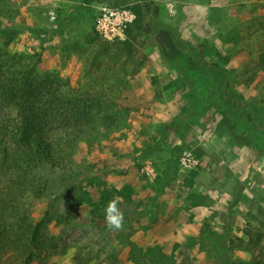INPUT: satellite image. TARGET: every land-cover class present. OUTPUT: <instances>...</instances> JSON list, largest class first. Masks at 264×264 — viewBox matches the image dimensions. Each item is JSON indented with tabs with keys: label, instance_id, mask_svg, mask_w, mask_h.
Segmentation results:
<instances>
[{
	"label": "rangeland",
	"instance_id": "rangeland-1",
	"mask_svg": "<svg viewBox=\"0 0 264 264\" xmlns=\"http://www.w3.org/2000/svg\"><path fill=\"white\" fill-rule=\"evenodd\" d=\"M110 1L0 0L4 13L11 14L4 19L23 29L13 49L34 53L44 35L41 28L59 30L47 36L52 38L45 43L39 69L59 71L82 92L115 96L126 107L125 123L112 128L93 150L81 144L78 151V180L89 196L76 220L63 229L68 248L61 264H71L80 246L94 255L117 250L127 258L131 244L174 252L183 260L186 241L192 248L183 264H264V235L257 240L264 232V150L235 144L221 127L220 107L209 99L196 101L195 85L179 78L155 39L142 35L131 51L119 43L126 32L91 41L102 6L127 7ZM155 1L160 21L177 26L186 40L206 38L209 55L240 73L238 89L247 99H263L259 104L264 105V69L250 70L260 50L258 34L264 32L254 16L264 15V0ZM253 7L255 14L250 13ZM212 15L220 19L217 24ZM217 25L235 35L236 30L244 35L246 25L257 33L224 43L215 36ZM185 151L199 159L197 166L181 165ZM125 185L133 192L120 209L122 225L114 230L105 214L94 213L87 203L99 200L104 188ZM251 238L258 243L244 247ZM215 241L223 251L216 262L211 257Z\"/></svg>",
	"mask_w": 264,
	"mask_h": 264
},
{
	"label": "trees",
	"instance_id": "trees-1",
	"mask_svg": "<svg viewBox=\"0 0 264 264\" xmlns=\"http://www.w3.org/2000/svg\"><path fill=\"white\" fill-rule=\"evenodd\" d=\"M84 1L103 3L107 0ZM109 3L125 4L136 14L126 28V38L119 40L125 50L131 51L133 41L142 35L155 39L165 59L179 72V78L195 85L196 101L209 99L220 107L221 127L235 144L264 150V105L259 104L263 99H247L238 89L240 73L209 55L206 38L200 42L182 38L176 31L177 26L159 20L155 0H111ZM4 12L0 7V264H61L68 248L63 241V229L76 220L78 208L86 203V195L89 196V191L78 180L82 168L77 161L78 151L81 144L93 150L102 144L101 139L112 128L125 123L126 107L115 96L82 92L59 71L42 72L39 64L45 43L52 38L47 36L59 30L41 28L44 35L39 49L34 53L18 51L13 46L23 29L5 20L3 16L8 13ZM250 13L255 14L256 8H251ZM97 16L98 13L91 41L102 36L95 27ZM254 18L264 28V15L256 14ZM211 19L214 24L220 20L215 15ZM216 27L215 36L224 43L257 33L249 30L248 25L244 35L242 31L236 30L235 35L230 29L223 32L219 25ZM27 28L33 29L32 26ZM257 39L260 50L250 70L260 71L264 69V32L259 33ZM217 55L224 58L220 51ZM253 74L248 75L251 80L255 78ZM88 164L87 170L92 167ZM132 192L130 185L120 189L107 187L99 200L93 202L87 198V204L94 213L103 216L110 200L118 199L117 207L124 208L123 203H127ZM263 235L262 231L258 233L257 240ZM257 240L251 238L244 247L249 243L256 245ZM84 248L77 247L71 255V264H183L192 244L190 241L183 244V260L174 252L137 244H131L127 258L117 250L94 255ZM212 251L211 257L216 262L223 252L222 245L215 241ZM226 262L251 264L242 260L241 263Z\"/></svg>",
	"mask_w": 264,
	"mask_h": 264
},
{
	"label": "built area",
	"instance_id": "built-area-1",
	"mask_svg": "<svg viewBox=\"0 0 264 264\" xmlns=\"http://www.w3.org/2000/svg\"><path fill=\"white\" fill-rule=\"evenodd\" d=\"M136 17L135 12L130 7H110L102 6L96 18V30L105 38L114 39L122 37L125 30ZM180 163L184 167L197 166L199 159L191 152L185 151L180 158Z\"/></svg>",
	"mask_w": 264,
	"mask_h": 264
},
{
	"label": "clouds",
	"instance_id": "clouds-1",
	"mask_svg": "<svg viewBox=\"0 0 264 264\" xmlns=\"http://www.w3.org/2000/svg\"><path fill=\"white\" fill-rule=\"evenodd\" d=\"M118 199L110 200L104 208L106 224L109 228L118 230L120 229L123 221V214L117 207Z\"/></svg>",
	"mask_w": 264,
	"mask_h": 264
}]
</instances>
